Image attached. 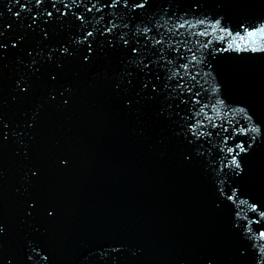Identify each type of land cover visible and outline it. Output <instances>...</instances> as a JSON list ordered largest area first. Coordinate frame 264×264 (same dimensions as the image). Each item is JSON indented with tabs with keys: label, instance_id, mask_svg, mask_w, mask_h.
I'll return each instance as SVG.
<instances>
[{
	"label": "water",
	"instance_id": "95a60500",
	"mask_svg": "<svg viewBox=\"0 0 264 264\" xmlns=\"http://www.w3.org/2000/svg\"><path fill=\"white\" fill-rule=\"evenodd\" d=\"M94 2L77 0L72 4L71 0H57L56 7L64 10L63 3H69L72 12L86 15L93 26L101 16L104 19L100 27L112 19L120 26L112 35L127 33L126 38L134 46L135 27H151L149 36L163 40L155 49L163 48L165 57L173 60L163 69L154 64V73L160 75L161 86L168 83L174 90L169 93L161 87L160 95L153 100L138 98L137 78L135 86L117 91L116 84L127 79L124 73L128 54L121 48H108L98 37L91 63L81 66L79 55L65 61L55 90L64 91L69 99L67 107L57 95L53 105L40 109L41 94L12 104L11 81L17 74V65L14 57L6 59L7 67L0 68L4 75L0 112L14 124L19 122L18 130L23 129V119L37 111L39 116L31 133L34 138H24L31 145L27 159L14 154L18 147L15 144L0 152V221L8 230L4 255L20 259L31 242L48 252V264H204L209 256L219 264H228L238 241L230 231L227 214L214 208L215 173L209 162L217 158V146L232 126L244 124L235 108L247 106L249 114L255 110L244 52L224 51L227 38L221 41V34L212 33L211 28L207 29L208 36L195 33L205 30V25L196 21L206 13L209 18L223 17V24L234 34L230 39L237 40L235 33L240 29L234 3L203 0L202 8L185 16L191 0H152L147 15L130 18L123 8L86 13L85 5L90 7ZM21 3L31 8L28 0ZM45 6L52 10L50 5ZM9 7L18 11L20 5L0 0L4 39L23 35L25 47H39L40 36L27 29L29 12L15 17ZM35 11L32 8L33 14ZM180 17H185L192 27L180 28ZM78 23L71 13L58 17L48 26L46 43L67 41L73 33H79ZM124 23L130 27L123 28ZM9 24L12 29H7ZM139 39L138 46L143 47L145 41L143 37ZM206 41H212L208 50L202 47ZM189 48L197 56L194 63H189L193 54ZM204 51L208 54L200 63ZM157 56L158 53L152 58ZM183 63L189 64L187 74L180 67ZM209 70L211 75L207 74ZM172 71L180 75L167 81L165 77ZM177 83L184 88L175 89ZM213 89L218 93L214 94ZM126 98L133 101L131 109L126 107ZM217 98L225 103H216ZM161 110L163 116L158 115ZM198 112L200 115H196ZM205 115L217 127H212ZM198 122L206 126L202 131L212 132L213 136L189 144L188 140L195 138L187 133V127ZM200 152L204 155H198ZM185 153L191 155L190 161H185ZM61 158L68 161L67 167L60 165ZM246 164L248 183L258 192L264 186L263 158L258 155ZM32 167L39 168L40 174L29 182L28 169ZM25 199H39L42 206L28 216ZM47 206L55 209V219L45 217L43 207ZM113 247L122 251L113 254ZM113 255L118 258L113 260Z\"/></svg>",
	"mask_w": 264,
	"mask_h": 264
},
{
	"label": "snow or ice",
	"instance_id": "6c2138e0",
	"mask_svg": "<svg viewBox=\"0 0 264 264\" xmlns=\"http://www.w3.org/2000/svg\"><path fill=\"white\" fill-rule=\"evenodd\" d=\"M77 0H71L72 4H76ZM83 2V0H81ZM224 3H235L238 0H222ZM14 4L20 5L18 11H14L13 7H9L8 11L15 17H20L24 11L29 12V23L27 29L32 33H37L40 36L41 44L39 47H25L26 39L23 35L17 39L15 36L11 39H4L6 30L0 27V68L7 67L5 60L10 56L15 58L17 65V74L11 81V96L10 102L12 104L24 103L34 96L39 95V108L43 109L46 106L53 105L57 100V95L61 97L60 103L67 107L69 99L65 96L64 91L57 92L55 85L59 81L60 76L65 67V61L74 59L79 55V62L81 66H86L95 59L96 49L93 47L97 43L98 37L103 38V43L108 48H121L126 50L127 67L125 68L126 81L116 84V90L120 91L122 87H133L136 84V79H139V84L136 86L135 96L147 100H153L160 95L158 91L163 87L164 90L171 93L174 89L169 87L168 83L160 84L161 77L158 73H154L153 65H160L161 69L165 65H172L173 60L165 57L163 48L155 49L156 45H162L163 40L149 36L152 28L146 25H137L133 32L137 36L135 45L127 37V33H120L118 37H114L112 33L118 27L112 19L100 27V21L104 19L101 16L96 20V26H93L88 21V17L78 12H72L69 3H63V9L56 7L57 0H28L27 5L21 3V0H13ZM50 5L52 10H49L45 5ZM102 4L103 7H98ZM152 0H96L91 3V6L85 5L86 13H92L93 10L100 13L104 8L116 9L123 8L131 17H138L141 14L147 15L152 8ZM203 7V0H191L185 16L188 12L196 13L198 8ZM32 8H35V14L32 13ZM69 13L72 14L75 21H78L77 27L79 33H73L67 41L60 42L57 45H49L46 42L49 40L50 33L48 26L55 23L58 17H67ZM95 19V18H94ZM183 21L179 24L180 28L186 25L192 27L185 19L180 17ZM223 17L209 18L205 13L203 18L197 19L196 23L205 25V30L195 33L197 36H208V28L212 29V33L217 31L221 34L220 40H228L227 47L224 51H235L237 53H264V23L253 25L251 27L241 25V32L235 33L237 40H231L234 35L228 27L223 24ZM63 21H61L62 23ZM129 23H124L123 28H129ZM7 29H12V25H7ZM143 37L145 44L139 47L140 39ZM199 43V42H198ZM212 41L202 43L205 50L209 49ZM155 49V52H153ZM189 52H193L191 48ZM199 51V49H197ZM47 52V55H45ZM158 56L153 59L152 56ZM207 51L201 52L200 63L207 56ZM183 60L184 57H181ZM163 61V64L160 62ZM197 61V56L193 52L189 63ZM45 66L49 70L44 71ZM184 69L185 74L188 73V63L180 65ZM211 75V70L207 73ZM180 75L178 72H169L165 79L167 81L173 80ZM194 78V77H193ZM183 80L184 77L180 76ZM4 80V75L0 72V84ZM175 89H183L182 83H177ZM190 91V89L188 90ZM218 89H213V93H218ZM183 95V92H181ZM198 96L199 93H196ZM127 99L126 107L131 109L133 101ZM186 101L181 100V103ZM199 103V101H196ZM139 103V100L136 101ZM216 103L224 104V100L217 98ZM169 107H171L169 105ZM207 107V105H205ZM235 111L241 114L244 124L239 128L236 125L232 126L231 132L228 136L222 138V144L217 146L218 155L215 161H211L210 167L215 173V193L216 199L214 201V208L218 212L226 213L228 216V224L230 231L237 238L238 243L235 245L231 260L228 264H264V186L256 192L253 191L248 183L249 172L246 161L256 158L258 155L264 157V111L259 114L252 112L247 106H238ZM27 115V113H25ZM158 115L163 116L164 110L159 111ZM179 116V112L176 113ZM200 115V113H196ZM39 116V111L33 113L32 116L23 119L21 124L19 122L13 123L11 120L5 118L0 112V152H3L10 144L18 145L16 152L17 157L23 156L25 159L29 157V150L31 145L25 141V137L29 140L34 137L31 135L32 130L36 127V119ZM205 120H208L212 127L217 125L212 122V118L205 115ZM239 123V122H237ZM206 126L202 123L189 125L187 133H190L194 140L189 139L188 143L192 144L200 141L202 138L211 139L212 132L202 131ZM228 131V129H224ZM218 135V134H217ZM244 137V139L235 140L234 137ZM187 139V135L185 136ZM232 140V143L229 141ZM198 155L203 156L200 152ZM185 161L191 160V155L184 154ZM62 167H67L68 161L61 158L59 161ZM40 169L32 167L28 169L29 182L38 178ZM3 172L0 171V179H2ZM27 192V189H25ZM25 212L28 216H32L38 208L42 206L39 199H25ZM246 206V211H244ZM45 217L49 220L55 219V209L51 206L43 207ZM242 212L244 214L242 215ZM7 228L3 221H0V264H48L50 259L48 252L40 245L31 242L26 244L27 251L24 252L20 259L14 256H5L3 250V242L7 233ZM39 231V229H36ZM122 249L113 247L111 252L118 254ZM104 255V254H102ZM135 255V253H133ZM118 257L113 255L112 259ZM204 264H219V261L214 260L209 256Z\"/></svg>",
	"mask_w": 264,
	"mask_h": 264
}]
</instances>
